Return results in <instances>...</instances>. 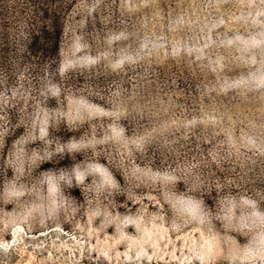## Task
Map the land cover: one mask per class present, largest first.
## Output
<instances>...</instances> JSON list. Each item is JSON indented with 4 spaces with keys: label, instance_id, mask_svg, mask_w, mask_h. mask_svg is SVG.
Listing matches in <instances>:
<instances>
[{
    "label": "rangeland",
    "instance_id": "1",
    "mask_svg": "<svg viewBox=\"0 0 264 264\" xmlns=\"http://www.w3.org/2000/svg\"><path fill=\"white\" fill-rule=\"evenodd\" d=\"M0 264H264V0H0Z\"/></svg>",
    "mask_w": 264,
    "mask_h": 264
},
{
    "label": "trees",
    "instance_id": "2",
    "mask_svg": "<svg viewBox=\"0 0 264 264\" xmlns=\"http://www.w3.org/2000/svg\"><path fill=\"white\" fill-rule=\"evenodd\" d=\"M45 19H47L49 27L42 29L40 33L41 37H35L31 45L52 46V55L57 56L59 42L62 36V22L57 11L50 16L45 15Z\"/></svg>",
    "mask_w": 264,
    "mask_h": 264
}]
</instances>
